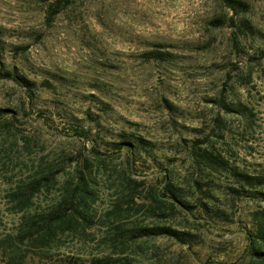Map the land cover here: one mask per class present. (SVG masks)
Masks as SVG:
<instances>
[{"label": "rangeland", "instance_id": "1", "mask_svg": "<svg viewBox=\"0 0 264 264\" xmlns=\"http://www.w3.org/2000/svg\"><path fill=\"white\" fill-rule=\"evenodd\" d=\"M240 1L0 0V264H264V184L233 176L264 179V0Z\"/></svg>", "mask_w": 264, "mask_h": 264}, {"label": "trees", "instance_id": "2", "mask_svg": "<svg viewBox=\"0 0 264 264\" xmlns=\"http://www.w3.org/2000/svg\"><path fill=\"white\" fill-rule=\"evenodd\" d=\"M224 6L226 8H228L230 10V12H232L234 15H237L239 12H246L248 9V5L246 3H244L243 1L240 0H220ZM60 1H57L56 4H53L52 7H50L48 16L52 17L55 16L56 14L59 13L60 11V7H58ZM227 21V20H226ZM224 19L220 18V19H216L214 22L211 23V25L213 27H218L223 25L226 22ZM228 22L230 24V27L232 28H237L239 30H242V28L245 29H249L248 24L243 26L242 23L237 24L235 21V17L230 16L228 18ZM149 56H152L151 58L156 59V58H162L163 56H165V53H162L161 51H154L152 53H150ZM8 79L12 80L14 83L18 84L19 86L25 88L27 90V92H32L31 91V86H33V83H30L29 81H27L26 79H24L23 77H21L20 75H11V74H7L6 76ZM50 88V87H49ZM223 101L220 100L219 104H222ZM224 108L228 113H237V114H241V111L239 110H234L232 109V105L231 104H224ZM0 113H5L4 110H0ZM139 142H143V141H138ZM192 162L195 165H199L201 163V168H203L204 170L206 169H221V168H225V162L218 160L216 158H211L209 154H205L201 157V161L198 160L195 156H191ZM233 176L238 177L239 178V183L241 184V186H244V184L246 185H250V186H261L264 184V179H260L258 178H254L252 176H248V175H243L237 171H233ZM49 182V181H47ZM195 184L198 187V183L195 182ZM36 190V189H35ZM198 190L200 191L201 189L198 187ZM31 194H28L27 196H25L23 198V200L25 199V202H27L29 200ZM93 193L92 191H90L89 189H83V194L81 195V200L84 202L85 206L87 205V201L92 197ZM264 195V194H262ZM175 198V197H174ZM176 203H171L172 207H175V204H178L179 206H181L182 208H185L186 205L185 203H182L181 201H179L177 198L174 199ZM84 221H87V219H83ZM67 225H73V224H79V221L76 220V217H72L71 219L66 221ZM258 235L256 237V239H262L264 240V231L261 227H259V229H257ZM53 234L51 228H47L46 230V235L48 237H50ZM140 236H148V237H157V236H167L169 238H174L175 240H177L179 243L181 244H186V239L185 236H190V234L188 233H180L178 231H175L173 229H171L170 227H147L145 229H142L141 233L139 234ZM257 255L260 257V262L264 263V251L263 252H259L256 251ZM94 264H132L130 261L128 260H121L120 258H110V257H106L105 260L102 259H94L93 260Z\"/></svg>", "mask_w": 264, "mask_h": 264}]
</instances>
